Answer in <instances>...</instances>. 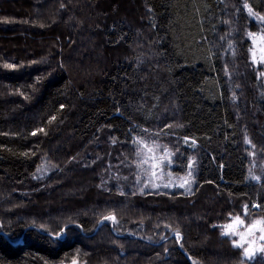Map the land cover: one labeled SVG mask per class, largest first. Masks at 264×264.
<instances>
[{"label":"trees","instance_id":"1","mask_svg":"<svg viewBox=\"0 0 264 264\" xmlns=\"http://www.w3.org/2000/svg\"><path fill=\"white\" fill-rule=\"evenodd\" d=\"M251 11L264 0H0V264H261L258 231L252 261L224 234L264 218Z\"/></svg>","mask_w":264,"mask_h":264},{"label":"snow or ice","instance_id":"2","mask_svg":"<svg viewBox=\"0 0 264 264\" xmlns=\"http://www.w3.org/2000/svg\"><path fill=\"white\" fill-rule=\"evenodd\" d=\"M5 67L10 68V69L13 68L12 65H6ZM61 107H63V106H61ZM33 135H35V133H33ZM184 141H185V144H187L188 143V138L185 137ZM192 145L195 146V141L194 140L192 141ZM157 147H160V146H157ZM148 151L151 152L152 149H148ZM163 152H164V155H162L160 157V163H163L167 159V157L169 156V153H168L166 148L163 149ZM137 156L138 157L141 156V153L137 152ZM153 159L155 160V158H153ZM168 163L170 164L171 161L168 160ZM142 164H148V160L147 159L140 160L139 164H137V167H139ZM158 166L159 165L154 162V163H152L151 168L155 169ZM191 167H192V163L189 162V168H191ZM152 174H153V176L156 175L155 172H153ZM191 175H192V173L190 171L189 172V176H191ZM255 179H258V178H255ZM185 183H188V181H185ZM184 186H185L184 184L180 185V187H184ZM165 187H167V185H165ZM143 190L144 189L142 188L141 191H143ZM244 207H245V212H247V205H245ZM253 207L257 208V207H259V205H253ZM107 219L115 220V217L114 216L113 217H108ZM243 223H244V221L239 216L235 217V219L233 220L232 224L224 226L225 229H226V232L224 234L226 235V234L231 232V233H234L235 235H238L239 236V240H233L232 241L233 245L235 247H238V248H243L244 257H246L250 261H252V260L255 259L253 246L256 244V240L255 239H249V237H254L256 232L258 231L259 232V241L264 242V218H260V219L254 220L251 224L247 225L245 232H236L235 231V226L239 225V224H243ZM44 234L47 235V233H44ZM0 235H8V234L0 232ZM65 235H66V233H60L54 239H63L65 237ZM175 237L177 239H179L180 238V233L179 232L175 233ZM245 241H247V243H248L247 247H244V242ZM258 251L261 252V253H264V243L260 244V246L258 248ZM260 259H261V264H264V256H262Z\"/></svg>","mask_w":264,"mask_h":264},{"label":"rangeland","instance_id":"3","mask_svg":"<svg viewBox=\"0 0 264 264\" xmlns=\"http://www.w3.org/2000/svg\"><path fill=\"white\" fill-rule=\"evenodd\" d=\"M252 15L260 21L264 26V15L251 11ZM252 43L257 50L259 56L264 58V29L263 31L255 32L252 34ZM64 233V232H61ZM53 236V235H50Z\"/></svg>","mask_w":264,"mask_h":264}]
</instances>
